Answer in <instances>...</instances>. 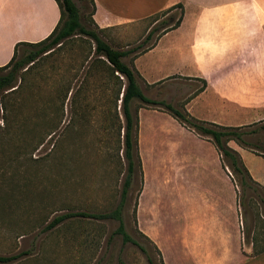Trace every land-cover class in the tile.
<instances>
[{"label":"rangeland","instance_id":"1","mask_svg":"<svg viewBox=\"0 0 264 264\" xmlns=\"http://www.w3.org/2000/svg\"><path fill=\"white\" fill-rule=\"evenodd\" d=\"M73 1L87 29L98 32L113 48L134 49L123 58L125 63L181 17L180 8L171 9L132 32H100L90 22L94 9L89 0ZM90 42L76 35L55 46L19 71L14 85L0 93V257L23 254L0 264H162L158 243L169 261L183 258L173 238L195 233L196 221L210 218L201 196L211 186L224 187L219 231H228L232 248L240 245L239 236L253 251L262 248L263 192L251 183L244 192L236 191L235 180L223 170L211 142L173 119L163 106L138 100L130 105L137 118L138 158L121 209L131 241L124 242L116 233L119 222L107 215L120 203L126 160L117 142L112 87H104L98 70H88L84 63ZM138 85L147 98L197 120L215 117L189 105L201 92V83L175 77L155 85L140 79ZM234 115L263 122L264 107L253 117L238 111ZM247 139L257 142L262 152L264 132ZM63 215L69 217L48 227ZM205 227L206 232L216 228Z\"/></svg>","mask_w":264,"mask_h":264},{"label":"crops","instance_id":"2","mask_svg":"<svg viewBox=\"0 0 264 264\" xmlns=\"http://www.w3.org/2000/svg\"><path fill=\"white\" fill-rule=\"evenodd\" d=\"M93 2L92 20L101 32L113 29L132 32L133 27L159 13L180 8L179 24L162 30L146 49L126 63H132L137 83L142 79L147 85H155L175 77L201 84L204 81V90L189 105L215 117L199 121L225 127L261 122L252 123L248 118L237 117L234 112L253 117L264 107V0ZM59 19L60 10L55 0H0V67L10 62L16 44L44 40ZM151 29L152 26L145 36ZM228 146L239 154L251 178L264 189V158L233 141ZM218 158L220 160L219 154ZM246 160L261 166H249ZM224 192L223 186L206 188L204 194H210V198L205 195L201 198L212 213L210 218L198 219L193 234H175L174 245L183 250V258L169 261L158 243L163 264H264V250L253 253L252 244L246 246L240 236V245L234 249L228 231H219L223 219L219 200L224 204ZM237 197L236 193V200ZM226 206L228 209V202ZM208 225L215 226L216 230L206 232Z\"/></svg>","mask_w":264,"mask_h":264},{"label":"trees","instance_id":"3","mask_svg":"<svg viewBox=\"0 0 264 264\" xmlns=\"http://www.w3.org/2000/svg\"><path fill=\"white\" fill-rule=\"evenodd\" d=\"M60 10L59 23L51 34L44 40L37 43H18L14 47L13 56L8 64L0 67V72L7 71L5 74H0V93L12 87L16 81L18 72L25 69L29 65H33L35 61L41 57V55L49 52L55 46L63 44L68 39L82 35L87 37L91 42L89 50L86 55L84 63L88 64V70H98L102 85H111L113 90L112 103L116 116V133L118 145H122L119 151L126 160V178L123 184L121 200L119 205L113 212L107 217H113L119 222L117 234L123 236L124 242L131 241L123 229V221L121 217V209L124 204L125 196L130 185V178L134 172V158L138 155L135 152L137 146V118L131 113L130 105L134 100H138L141 103L149 105H161L165 108L166 112L183 126L194 130L200 136L206 138L211 142L216 151L218 152L223 169L227 175L230 176L236 182V191L244 192L249 187V183L255 185L264 194V189L257 182H255L246 167L244 166L239 154L228 146L230 141L235 142L238 146L250 150L257 156L264 158V149L262 152H258L257 142H250L247 138L257 136L264 132V123L260 122L248 126L241 127H225L214 123H206L199 121L193 117H190L188 112H181L174 109L171 105L166 104L163 101H154L143 95L138 83L137 74L130 64H126L123 58L128 57L132 50H118L110 46L105 40H103L98 32L87 29L80 21L79 10L76 7L73 0H55ZM89 3L94 9L93 0H89ZM181 7V6H178ZM92 13L90 15V22L93 23ZM181 19V17H180ZM180 19L173 25V27L179 24ZM100 31V30H99ZM101 32V31H100ZM151 32L146 36L145 40H148ZM140 46H138L139 48ZM21 55L19 56V52ZM19 56V57H18ZM205 82L203 81V87L200 91H203ZM70 88L67 89L63 101L66 100ZM72 101L74 95L71 96ZM62 101V104H63ZM140 108V107H139ZM118 111L121 112V117ZM258 138H256L257 141ZM138 167L140 168V161H138ZM239 195V193H237ZM240 206H244L242 198H240ZM264 208V199H260ZM69 215H63L55 218L48 227L52 228L55 225L62 222ZM264 222V221H263ZM143 235V234H142ZM255 236V232H254ZM254 248V247H253ZM264 250V246L259 250L254 249L253 253H259ZM23 254H16L7 257H0V263H11ZM163 264V261L161 259Z\"/></svg>","mask_w":264,"mask_h":264}]
</instances>
